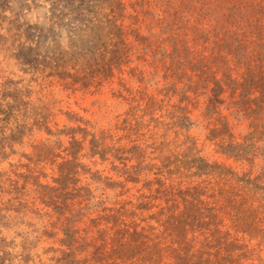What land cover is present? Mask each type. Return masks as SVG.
Listing matches in <instances>:
<instances>
[{
	"label": "rangeland",
	"instance_id": "obj_1",
	"mask_svg": "<svg viewBox=\"0 0 264 264\" xmlns=\"http://www.w3.org/2000/svg\"><path fill=\"white\" fill-rule=\"evenodd\" d=\"M234 6L247 23L229 22ZM0 106V208H31L0 228L6 264H68V227L76 264H175L174 250L211 236L237 247L212 263L264 264V0H0ZM73 144L98 179L73 177L62 205L26 177L60 188ZM186 191L207 227L178 236L165 222ZM108 216L142 235L132 259L108 255Z\"/></svg>",
	"mask_w": 264,
	"mask_h": 264
},
{
	"label": "trees",
	"instance_id": "obj_2",
	"mask_svg": "<svg viewBox=\"0 0 264 264\" xmlns=\"http://www.w3.org/2000/svg\"><path fill=\"white\" fill-rule=\"evenodd\" d=\"M219 16V14H218ZM215 19L218 20V17L215 16ZM228 20L232 24H240L241 22H245V16L242 14V12L234 6L231 10H229L228 14ZM222 37L223 39L226 40V48L230 51V53L235 56L236 58H240V60H245L246 59V51L247 49L245 47H242L240 43L235 41V38L233 36H229L228 34H224ZM234 45V46H233ZM233 48V51L230 50V48ZM247 65V64H246ZM2 107V106H0ZM6 108L12 109L11 105L8 103L6 105ZM7 112V111H6ZM49 135H53L55 137H59L61 132H58L56 134H53L52 132H48ZM6 138H0V155H4V151L6 149ZM41 151V149H40ZM67 156L69 159L64 160L63 163H61L58 166V173H59V178H55L53 181L56 185H58L60 188L54 189L50 186H42L40 182L38 181V177H30L27 176V180H32V183L36 185L40 190H43L45 194L46 191H53L56 192L58 195L57 198L59 199L60 203L64 205L68 199V195L64 193L65 190L68 189V185L70 183H77V180L74 179L73 177L77 178L78 176H90V179H98L96 178L94 173H91L89 169H87L84 165L80 164V161L78 159V151H79V146L76 144L71 145L68 150ZM244 151L243 145L237 144L234 147V152ZM50 151H45L41 152L40 156L49 153ZM48 156L44 155V158L47 159ZM49 159V158H48ZM39 174V173H38ZM6 173H0V195L3 192V184L7 183ZM4 177V178H3ZM109 185V184H108ZM57 186V187H58ZM110 187L114 188L115 183H112L109 185ZM58 192V193H57ZM184 196L187 194V196L191 197H186L181 198L183 208H184V213L182 212L179 217H174L172 220H168L165 222L167 226H169L176 235L182 236L186 232V227H190V229H199L203 230L202 227H207L206 224L202 222L200 219L201 214L200 212L203 211L201 210L200 206H203V202L197 198V196H194L190 191H186ZM182 196V197H184ZM70 197H74L72 194ZM191 198V199H187ZM50 205H56L57 202L50 201L48 202ZM13 207V208H11ZM31 210V208H28L27 204H23V200H20L15 206H8L7 204L4 205L2 208H0V228L5 229V228H11L13 227L12 225H15L17 223H20L21 221L24 220V217H26L27 213ZM61 211V209H58ZM13 211L17 215H12L10 212ZM208 213L210 211H207ZM75 215L72 216V218H68V223L70 224L72 220H74ZM105 222L109 226V224L112 226L110 228H106V230H112L111 232V238H110V244H111V252L108 254L111 257H114L113 259H119V260H128L132 259L135 254L141 249L142 244L139 243V240H141L140 233L136 232V229L133 228H127V227H116V219L114 216H108L105 217ZM70 226V225H68ZM66 226V227H68ZM62 233L64 235V239L61 240V245L66 248V250L62 251L63 252V258L66 259L68 264H76L75 261L72 259L74 258V253L78 251V248H75V245L78 243L74 239V235L71 232V229L68 228H63ZM102 234L103 230L101 231ZM0 231V264H6V262H9L8 259H10L11 254L10 252L6 251V248L9 247L11 244L14 242H8L7 239L1 235ZM104 238V237H103ZM127 239V241H125ZM193 245L197 246L198 249L195 250V254L189 255V252L193 250ZM223 246L224 251L226 252H233L234 250L237 249L235 247V243H222L220 242V239L213 238H205L202 241H197L196 237H194L192 240L189 241L188 245H184L181 252L178 250L173 251V258L176 259L175 264H191L190 260L191 259H196L197 261L192 264H215L212 263L209 260V257L211 256V251L214 249L216 250V255H218L220 252V247ZM156 248V247H155ZM24 251L28 252L30 247H24ZM148 253L146 254V256ZM203 258H206L203 261ZM229 258V257H228ZM227 258V259H228ZM97 260H100L97 258ZM145 258L143 257V260L141 262H144Z\"/></svg>",
	"mask_w": 264,
	"mask_h": 264
}]
</instances>
